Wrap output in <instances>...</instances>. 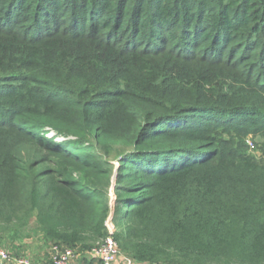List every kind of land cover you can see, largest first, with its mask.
Segmentation results:
<instances>
[{"label": "trees", "instance_id": "trees-1", "mask_svg": "<svg viewBox=\"0 0 264 264\" xmlns=\"http://www.w3.org/2000/svg\"><path fill=\"white\" fill-rule=\"evenodd\" d=\"M110 217L138 263L264 264V0H0V244Z\"/></svg>", "mask_w": 264, "mask_h": 264}, {"label": "built area", "instance_id": "built-area-1", "mask_svg": "<svg viewBox=\"0 0 264 264\" xmlns=\"http://www.w3.org/2000/svg\"><path fill=\"white\" fill-rule=\"evenodd\" d=\"M250 143H252L250 141ZM109 235L105 237L92 251L91 255L98 260L99 264H116L122 256L118 243L114 238L112 217L107 221ZM80 257L74 250L68 248L64 251L54 246L49 261H34L27 256L14 255L10 250L0 244V264H73ZM127 264H135L127 258ZM164 264V263H155Z\"/></svg>", "mask_w": 264, "mask_h": 264}, {"label": "rangeland", "instance_id": "rangeland-1", "mask_svg": "<svg viewBox=\"0 0 264 264\" xmlns=\"http://www.w3.org/2000/svg\"><path fill=\"white\" fill-rule=\"evenodd\" d=\"M55 133H51V136L52 135H54ZM252 145V144H251ZM256 145V144H255ZM253 146V145H252ZM257 147V146H256ZM256 147L254 148V146L252 147V148H254V149H251L252 151H253V153H256V154H259V155H261L262 153V151L260 150V149H256ZM115 163H116V165H118L119 164V162L116 160L115 161ZM111 195L113 196V198H115V194H114V191L112 190V193H111ZM112 225H113V228H114V230H115V225H114V222L112 221ZM34 242H32V243H27V247H26V249H24L23 247V252L21 253V255L22 256H27L28 258H30V259H32V260H34V261H37L36 260V258H35V251H34V249L36 248V247H38L39 245H42L41 244V242L40 241H38V240H33ZM30 244V245H29ZM21 248V249H22ZM6 249H8V250H10L13 254H14V252H13V250L11 249V248H6ZM20 249V250H21ZM15 255V254H14Z\"/></svg>", "mask_w": 264, "mask_h": 264}, {"label": "crops", "instance_id": "crops-1", "mask_svg": "<svg viewBox=\"0 0 264 264\" xmlns=\"http://www.w3.org/2000/svg\"><path fill=\"white\" fill-rule=\"evenodd\" d=\"M84 257H79L73 264H99L98 260L95 259L91 254L85 255ZM135 264H151V263H138L133 261ZM116 264H127V258L121 256Z\"/></svg>", "mask_w": 264, "mask_h": 264}]
</instances>
